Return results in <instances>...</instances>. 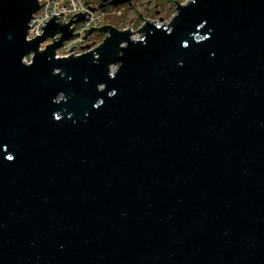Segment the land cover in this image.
Wrapping results in <instances>:
<instances>
[{
    "label": "water",
    "instance_id": "1",
    "mask_svg": "<svg viewBox=\"0 0 264 264\" xmlns=\"http://www.w3.org/2000/svg\"><path fill=\"white\" fill-rule=\"evenodd\" d=\"M43 6L0 0V264H264V0L67 58Z\"/></svg>",
    "mask_w": 264,
    "mask_h": 264
},
{
    "label": "built area",
    "instance_id": "2",
    "mask_svg": "<svg viewBox=\"0 0 264 264\" xmlns=\"http://www.w3.org/2000/svg\"><path fill=\"white\" fill-rule=\"evenodd\" d=\"M40 5H44L36 12L31 21L29 29L28 39H36L40 32L45 29V27L51 22V19L59 14L61 19H57L56 21L62 23V26H65L66 23L69 24L73 21H77L79 17L74 18L80 12L82 14H89L91 15V19L87 20L85 23L80 22L79 26L76 27L77 22H74L71 28H75L74 36L67 41L63 42V46L56 51L57 58H67L76 54V56H80L87 52H92L96 50L101 41L97 38L93 37V34L89 36L88 31L92 30L93 28H100L103 25V21L106 19H111L115 15L119 17L122 16L121 12H116L114 10H103L96 8L95 5L91 3V0H38ZM46 4V5H45ZM74 18V19H73ZM130 30L134 28L132 26L123 27L121 30ZM140 34L139 32H137ZM135 33V34H137ZM89 36V37H88ZM62 34L57 33L54 37L48 38L40 45V49H45L48 45L55 43L57 38H61ZM88 37V38H87ZM133 37L135 35L133 34ZM140 37V36H136ZM135 37V38H136ZM60 39L57 40V42ZM96 54V53H95ZM97 56V55H96ZM30 57V60L28 59ZM25 58L27 63H30L31 56ZM114 69V67H113Z\"/></svg>",
    "mask_w": 264,
    "mask_h": 264
},
{
    "label": "flooded vegetation",
    "instance_id": "3",
    "mask_svg": "<svg viewBox=\"0 0 264 264\" xmlns=\"http://www.w3.org/2000/svg\"><path fill=\"white\" fill-rule=\"evenodd\" d=\"M99 9L114 10L122 15L130 16L133 26L139 29L147 24L167 26L171 23L179 5L189 0H94ZM102 6V8H101ZM120 18V17H119ZM112 19V18H111ZM116 19H118L116 17ZM107 25L103 24L102 26ZM114 26V25H112ZM138 29V30H139Z\"/></svg>",
    "mask_w": 264,
    "mask_h": 264
},
{
    "label": "rangeland",
    "instance_id": "4",
    "mask_svg": "<svg viewBox=\"0 0 264 264\" xmlns=\"http://www.w3.org/2000/svg\"><path fill=\"white\" fill-rule=\"evenodd\" d=\"M91 3L93 5H95V1L94 0H91ZM106 11H109L108 9H105ZM116 17L118 19H116ZM103 24H107V25H114L115 27L119 28V29H122L123 27H127V26H132L136 31H138L139 27H136V26H133L132 24V21H131V15L130 16H125V15H122L120 18L118 15H115L114 17H112V19H106L103 21ZM135 37L136 36H140L141 34H134ZM93 37L94 38H97L99 41H103V39L105 38V35L103 34H100V33H94L93 34ZM28 59L30 60V57H28Z\"/></svg>",
    "mask_w": 264,
    "mask_h": 264
}]
</instances>
